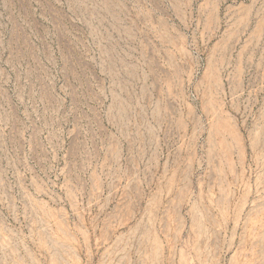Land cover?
Masks as SVG:
<instances>
[{"label":"rangeland","instance_id":"1","mask_svg":"<svg viewBox=\"0 0 264 264\" xmlns=\"http://www.w3.org/2000/svg\"><path fill=\"white\" fill-rule=\"evenodd\" d=\"M0 264H264V0H0Z\"/></svg>","mask_w":264,"mask_h":264}]
</instances>
